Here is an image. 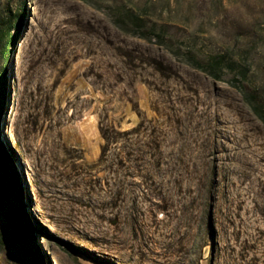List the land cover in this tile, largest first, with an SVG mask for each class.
Here are the masks:
<instances>
[{"label": "rangeland", "instance_id": "obj_1", "mask_svg": "<svg viewBox=\"0 0 264 264\" xmlns=\"http://www.w3.org/2000/svg\"><path fill=\"white\" fill-rule=\"evenodd\" d=\"M11 11L0 148L20 202L0 196V264H264V121L200 67L229 47L264 70V0Z\"/></svg>", "mask_w": 264, "mask_h": 264}, {"label": "trees", "instance_id": "obj_2", "mask_svg": "<svg viewBox=\"0 0 264 264\" xmlns=\"http://www.w3.org/2000/svg\"><path fill=\"white\" fill-rule=\"evenodd\" d=\"M10 13L8 17L0 14V55L6 52L12 11ZM136 18L143 21L139 15ZM262 31L264 32V21L262 23ZM211 58L208 66L200 67L216 78L222 77L219 71H230L233 74V78L230 80L232 86L244 95L264 121V84L261 81L258 82L259 73H264L263 68L258 66L247 52L245 54L244 51L238 52L234 48L231 49L229 47L215 53ZM11 175H13V170L9 158L0 148V196L17 205L20 202V196L18 191L16 196L12 194L9 182ZM16 187L17 184L15 185Z\"/></svg>", "mask_w": 264, "mask_h": 264}, {"label": "bare ground", "instance_id": "obj_3", "mask_svg": "<svg viewBox=\"0 0 264 264\" xmlns=\"http://www.w3.org/2000/svg\"><path fill=\"white\" fill-rule=\"evenodd\" d=\"M122 158V157H121ZM133 161H131V163H132ZM132 164H134V163H132ZM119 166V165H118ZM131 168V167H130ZM126 169V168H125ZM127 170V169H126ZM131 170V169H130ZM122 173V172H121ZM121 175V174H120ZM124 176H126V175H124ZM124 179V178H123ZM126 179V178H125ZM128 179H129V177H128ZM124 181V180H123ZM125 184H127L126 182H125ZM134 188V187H133Z\"/></svg>", "mask_w": 264, "mask_h": 264}]
</instances>
